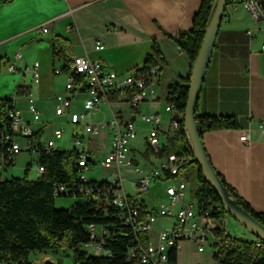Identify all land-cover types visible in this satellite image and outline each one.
I'll use <instances>...</instances> for the list:
<instances>
[{
	"label": "crops",
	"instance_id": "1",
	"mask_svg": "<svg viewBox=\"0 0 264 264\" xmlns=\"http://www.w3.org/2000/svg\"><path fill=\"white\" fill-rule=\"evenodd\" d=\"M201 2L0 0V98H14L25 119L31 120L26 96L17 93L19 83L24 82L35 105L41 110V121L32 123V127L39 130L44 138L48 130L51 137L52 126L46 125L47 110L51 109V113H54L53 97L65 90L66 81L65 72L54 74V68L62 69L63 63L61 59L53 57L50 45L53 35H61L72 41L74 57L87 54L100 59L106 68L119 74L130 73L143 66L156 43L163 57L158 64L160 82L153 99L143 103L140 108L142 112L156 111L168 118L164 110L168 87L176 81L189 83L192 67L188 54L174 38L192 28ZM44 26L48 28L45 33L42 32ZM96 41H101L104 47L96 49ZM263 43L264 23L254 21L246 10L239 8L224 16L197 101L199 114L236 119V127L205 131L202 140L215 170L256 212H264ZM34 62L39 63L37 82L30 71ZM10 64L14 65V71L9 70ZM82 98V94L77 95L72 110L81 109ZM119 107L114 105L113 108ZM110 118V107L101 103L91 120L102 125ZM62 123L71 125L64 117ZM136 125L139 137L134 141L135 145L140 137L145 136L148 128L139 118ZM73 132H83V129L74 126ZM242 134L248 135L249 140L242 141ZM103 137L108 138L105 149L100 142ZM110 139L107 127H101L99 135L90 136V156L95 149L102 159L110 149ZM144 157L149 159L148 155ZM159 191L156 187L153 193L163 196ZM251 239L255 240V237ZM188 242L181 243V258L177 254L180 264H221L214 258L213 252L207 250L199 252L195 249V258L190 259L185 253L190 249ZM33 253L42 254L45 262L52 260L53 264H61V256L57 255L53 260L50 250L41 253L32 251L30 254ZM3 262L0 259V264ZM36 262L40 263L38 260ZM66 263L64 261L62 264ZM70 264H73L72 260Z\"/></svg>",
	"mask_w": 264,
	"mask_h": 264
},
{
	"label": "built area",
	"instance_id": "2",
	"mask_svg": "<svg viewBox=\"0 0 264 264\" xmlns=\"http://www.w3.org/2000/svg\"><path fill=\"white\" fill-rule=\"evenodd\" d=\"M239 8L246 10L254 21L264 23V0H227L224 16ZM47 31L44 26L42 32ZM95 46L96 49L104 47L101 41H96ZM261 49L264 52V43ZM38 65L34 62L30 70L35 82L39 79ZM14 69L10 64L9 70ZM73 69L74 72H65V90L55 95L54 114L83 129V132L72 133V150L77 153L78 170L75 183L54 182L52 194L55 198L96 201L103 210V217L109 220L86 224L89 241L84 248L95 256L109 257L111 251L106 246L107 239L116 229L124 228L132 233L126 249V258L132 264H180L177 254L183 241L192 242L199 252L209 247L216 251L223 240L235 248L225 216H221V222L226 229V238H218L217 229L212 228V217L216 216L211 212L213 203L186 197L183 169L195 157L185 151L169 150L170 139L176 134L184 114L170 100H166L164 106L168 118L160 112L141 111V105L153 99L160 82L159 66H141L130 73L119 74L106 68L100 59L85 54L73 58ZM62 73L60 67L54 68V74ZM18 88L27 98V110L32 118L25 119L15 99L8 98L6 121L0 122V182L6 179L5 174L23 153L29 156V165L35 163L40 176L44 171L40 154L57 149L56 142L66 131L62 123L52 128L50 138L39 134L32 123L41 121V110L24 82L21 81ZM80 94L83 95L81 109L72 110L73 101ZM101 103L110 107L111 118L107 123L97 125L91 117ZM114 105L120 107L114 109ZM137 118L148 128L135 145L134 141L139 137ZM101 127H107L111 134L110 149L99 161L109 174L105 179L95 180L87 175L90 167L98 163L90 156V136L99 135ZM240 139L248 141L249 136L242 134ZM156 187L164 197L153 193ZM145 193L152 197H144ZM259 244L260 240H257ZM2 264L10 263L4 261Z\"/></svg>",
	"mask_w": 264,
	"mask_h": 264
},
{
	"label": "trees",
	"instance_id": "3",
	"mask_svg": "<svg viewBox=\"0 0 264 264\" xmlns=\"http://www.w3.org/2000/svg\"><path fill=\"white\" fill-rule=\"evenodd\" d=\"M213 1L202 0L194 16L192 28L174 38L188 54L192 63L211 19ZM50 45L53 57L62 60V71L74 72L72 41L61 35H53ZM161 61H163L161 51L154 43L143 66L158 65ZM188 89L189 83L183 84L179 81L171 83L168 87L167 100L173 101L183 114ZM17 93L22 94L23 91L18 88ZM7 101L8 98H0V122L6 121ZM195 121L201 137L205 131L237 126L236 119L229 116L197 113V105ZM169 150L185 151L193 155L184 128V118L180 121L176 134L170 139ZM39 160L44 166V171L36 179L12 176L0 182V259L10 264H33L29 259L32 251L66 249L71 251L73 264H132L126 258V249L132 238V233L127 228L116 229L107 239L106 246L111 251L109 257L95 256L84 248V244L89 241L86 224L109 221L103 217V210L98 207L96 201H80L74 198L75 202L68 208H57L55 205L57 198L52 194L53 183L57 181L69 185L75 183L78 170L77 153L74 150L54 149L41 153ZM188 165L195 166L194 198L198 202L210 200L213 203L211 212L216 216L212 217V228L217 229L218 238H226L221 216H226L227 213L221 198L203 178L198 162L194 159ZM217 173L239 205L264 225V212L254 211L221 174ZM257 240L260 239L256 236L255 240L233 237L235 248H231L223 240L219 249L213 252V256L221 264H264V242L260 240V244L257 245Z\"/></svg>",
	"mask_w": 264,
	"mask_h": 264
},
{
	"label": "water",
	"instance_id": "4",
	"mask_svg": "<svg viewBox=\"0 0 264 264\" xmlns=\"http://www.w3.org/2000/svg\"><path fill=\"white\" fill-rule=\"evenodd\" d=\"M227 0H214L213 13L206 27L200 49L192 63L187 101L184 111V128L195 160L201 167L202 176L222 200L226 213L240 222L249 232L264 242V225L249 214L230 194L207 155L202 137L195 121V108L210 62L216 36L219 31ZM45 264H53L48 260Z\"/></svg>",
	"mask_w": 264,
	"mask_h": 264
},
{
	"label": "rangeland",
	"instance_id": "5",
	"mask_svg": "<svg viewBox=\"0 0 264 264\" xmlns=\"http://www.w3.org/2000/svg\"><path fill=\"white\" fill-rule=\"evenodd\" d=\"M53 101L54 104L56 103L55 101V95L53 97ZM55 106V105H54ZM51 109L47 110V123L46 125L48 127H57L60 126L63 122V117L61 116H56L54 113H51ZM64 127L66 129V132L64 133V136L62 139L57 140L56 142V148L60 149V150H70L73 148V141H72V132H73V128L74 126L72 125H67L64 124ZM103 136V135H101ZM45 137L48 138L50 137V132L47 130L45 132ZM102 147L105 149V147H107L108 145V138H104L102 140H100ZM92 158L94 160H96L98 163L95 165H92L90 167V169L87 171V175L90 178L93 179H105L108 174H109V170L104 169L102 167L99 166V161L101 160V154H98L95 152L92 153ZM29 156L25 153L21 154L18 158H17V163L16 165L11 168L10 170H8V172L5 174V178L6 179H10V177H24L26 176L27 179H36L39 174H37L36 170H35V163L32 162L31 165V169L28 170L29 165ZM183 173L185 175V180L187 182V189H186V197L189 199H194V189H195V184H196V178H195V166L194 165H188L186 168L183 169ZM159 193V192H158ZM150 194L149 193H145L143 196L144 197H148ZM164 197V196H162ZM75 202V199L73 197H59L55 200V205L58 208L61 207H70L73 203ZM226 220H227V225H228V231L236 238L238 239H248L250 240L254 235L249 232L240 222H238L235 218H233L230 214H226L225 216ZM223 229L226 231L225 227H223ZM255 237V236H254ZM190 249H187L185 251L186 255L192 259L195 258V252H196V248L194 247V244L192 242H188ZM42 251H40L41 253ZM182 252H183V245L182 248L180 250V252L178 253V256H182ZM207 252H214L213 248H208ZM59 255L61 256V264L66 261L68 262V264H70L71 260H72V254L71 251L69 250H59V251H52V259L55 260L56 256ZM44 256L42 254H37V253H33L29 255V259L32 260L33 264H37V260L42 263L44 262ZM52 261V260H51ZM53 262V261H52ZM54 263V262H53ZM67 264V263H66Z\"/></svg>",
	"mask_w": 264,
	"mask_h": 264
}]
</instances>
